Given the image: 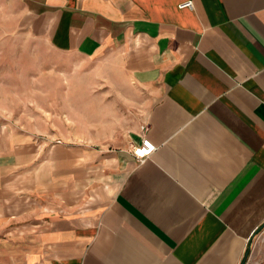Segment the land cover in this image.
<instances>
[{"label":"crops","instance_id":"obj_1","mask_svg":"<svg viewBox=\"0 0 264 264\" xmlns=\"http://www.w3.org/2000/svg\"><path fill=\"white\" fill-rule=\"evenodd\" d=\"M185 1L0 0L145 99L76 139L0 105V264H264V0Z\"/></svg>","mask_w":264,"mask_h":264},{"label":"rangeland","instance_id":"obj_2","mask_svg":"<svg viewBox=\"0 0 264 264\" xmlns=\"http://www.w3.org/2000/svg\"><path fill=\"white\" fill-rule=\"evenodd\" d=\"M13 25L10 16L0 15V105L17 126L49 139H76L88 134L90 123H103L104 118L119 123L124 116L127 125L135 121L131 118L143 108L145 99H131L135 93L127 90L121 72L100 70L98 60L83 61L53 50L46 38ZM91 96L110 101L99 100L91 106L87 100ZM129 110L135 115H128ZM118 111L125 113L120 116ZM257 240L262 259L264 229L259 230Z\"/></svg>","mask_w":264,"mask_h":264},{"label":"built area","instance_id":"obj_3","mask_svg":"<svg viewBox=\"0 0 264 264\" xmlns=\"http://www.w3.org/2000/svg\"><path fill=\"white\" fill-rule=\"evenodd\" d=\"M185 6L191 7L192 2L190 0H187L185 1V3L180 4V7H185ZM155 149L156 146L153 143L149 142V140L144 137L139 142V145L133 148L132 153L134 157L137 159V161L140 163L145 161V159L148 156H150Z\"/></svg>","mask_w":264,"mask_h":264}]
</instances>
